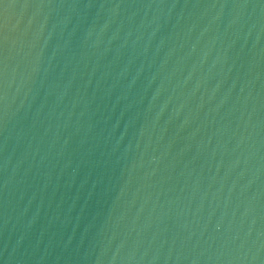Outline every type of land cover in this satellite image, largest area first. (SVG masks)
<instances>
[{
	"label": "water",
	"instance_id": "1",
	"mask_svg": "<svg viewBox=\"0 0 264 264\" xmlns=\"http://www.w3.org/2000/svg\"><path fill=\"white\" fill-rule=\"evenodd\" d=\"M0 264H264V0H0Z\"/></svg>",
	"mask_w": 264,
	"mask_h": 264
}]
</instances>
